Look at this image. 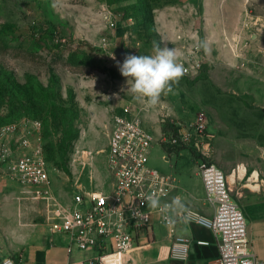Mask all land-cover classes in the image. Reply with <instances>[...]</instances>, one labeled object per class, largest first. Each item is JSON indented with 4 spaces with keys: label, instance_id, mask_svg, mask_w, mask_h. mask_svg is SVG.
<instances>
[{
    "label": "rangeland",
    "instance_id": "374dc122",
    "mask_svg": "<svg viewBox=\"0 0 264 264\" xmlns=\"http://www.w3.org/2000/svg\"><path fill=\"white\" fill-rule=\"evenodd\" d=\"M153 42L178 49L183 65L197 45L201 67L150 108L145 129L157 137L164 120L188 122L203 113L208 160L226 175L245 164L264 179V116L257 108L264 103V0H0V126L22 118L42 122L60 203L71 202L76 183L108 190L110 121L123 106L141 105L127 91L114 51L123 46L128 55H148ZM56 119L66 124L57 127ZM148 165L178 181H188V170L197 174L188 151L167 157L159 145ZM250 190L239 181L242 195H232L243 215L242 196ZM47 217L42 201L0 175V260L18 264L31 244L59 246ZM166 233L154 225L155 243L145 254L164 256Z\"/></svg>",
    "mask_w": 264,
    "mask_h": 264
},
{
    "label": "built area",
    "instance_id": "2783aa9c",
    "mask_svg": "<svg viewBox=\"0 0 264 264\" xmlns=\"http://www.w3.org/2000/svg\"><path fill=\"white\" fill-rule=\"evenodd\" d=\"M198 54L199 47L193 46L184 65V76L193 77L199 71ZM140 104L123 106L110 121L106 169L111 183L107 191H87L76 183L71 202L60 203L51 186L42 122L29 118L0 126V175L44 203L49 233L67 238L68 254H86L67 264H128L132 252L154 245V225L166 228L167 256L185 262L190 241L176 233L177 222L194 223L213 232L217 256L209 264H264L251 249L245 217L232 200V195L241 196L234 189L235 183L231 184L224 171L208 160L211 135L204 114L199 113L188 122L171 120L175 134L161 131L156 137L143 123L150 108ZM153 145L186 148L196 166L205 201L212 208L211 217L185 208H164L172 204L175 198L171 195L179 186L173 175L149 167ZM86 154L92 156V152ZM149 195L159 198L160 207H147ZM195 243L208 245L206 241ZM0 264L15 261L4 258Z\"/></svg>",
    "mask_w": 264,
    "mask_h": 264
},
{
    "label": "crops",
    "instance_id": "0c3cea01",
    "mask_svg": "<svg viewBox=\"0 0 264 264\" xmlns=\"http://www.w3.org/2000/svg\"><path fill=\"white\" fill-rule=\"evenodd\" d=\"M257 108L261 111V109L264 108V103L260 102L257 105ZM262 115L264 116L263 113ZM261 165L264 164L262 163ZM237 167L233 170L236 171ZM233 170H231V172ZM253 171L250 173L247 171V175L251 174ZM229 173L226 176H229ZM246 177L243 180L247 187ZM243 180H241L237 174L235 181L232 182L235 183V185H233L236 191L239 181ZM177 184L179 188L171 196L175 199H180L183 205L182 208L196 211L206 217L212 216V208L205 201L204 189L197 174H191L188 170V181H178L177 179ZM240 195H242V193H240ZM242 197L245 201L244 217L246 220L247 236L250 241L251 249L256 257L264 262V193L250 190L248 194L244 193ZM175 225L176 233L188 238L190 241L189 257L185 262L173 260L167 256V253H165L164 256H161V251L159 257L145 254V252L153 249V246H151L140 251L136 250L132 252L128 264H209L217 256L215 236L210 229L190 222H177ZM56 235L61 239L59 246H55L52 243V240L48 242L50 244H31L20 254L18 264H67L69 261H77L85 257L86 254L77 251L73 254H68L66 250L67 238L61 234ZM196 241H206L208 242V245L197 246L195 243ZM160 246H162L161 250L163 247L167 248L169 246V241L167 244H162ZM22 255L24 256L23 261H21Z\"/></svg>",
    "mask_w": 264,
    "mask_h": 264
},
{
    "label": "clouds",
    "instance_id": "9594fccd",
    "mask_svg": "<svg viewBox=\"0 0 264 264\" xmlns=\"http://www.w3.org/2000/svg\"><path fill=\"white\" fill-rule=\"evenodd\" d=\"M182 53L176 48L166 45L161 47L153 42L152 54L127 55L123 63L117 62L119 71L126 78L127 91L141 102L146 108L156 106L162 95L174 92V85H178L186 73L183 63L180 62ZM113 59L115 57L113 56ZM149 208L160 207L159 198L154 195L146 197ZM179 198L164 208H182Z\"/></svg>",
    "mask_w": 264,
    "mask_h": 264
},
{
    "label": "bare ground",
    "instance_id": "6f19581e",
    "mask_svg": "<svg viewBox=\"0 0 264 264\" xmlns=\"http://www.w3.org/2000/svg\"><path fill=\"white\" fill-rule=\"evenodd\" d=\"M88 160V159H87ZM233 170L229 173L228 180L231 184L235 181L237 174L239 175L240 179H244L247 175V167L245 164H239L236 171ZM246 185L249 189L255 192H261L262 187H264V179H260L258 171H253L251 174L247 175L246 177Z\"/></svg>",
    "mask_w": 264,
    "mask_h": 264
},
{
    "label": "trees",
    "instance_id": "16d2710c",
    "mask_svg": "<svg viewBox=\"0 0 264 264\" xmlns=\"http://www.w3.org/2000/svg\"><path fill=\"white\" fill-rule=\"evenodd\" d=\"M203 68V66H202ZM52 107L56 108V105L54 104ZM62 112H65L64 110H62ZM56 124H57V127H60V125H65L66 124V121L63 120L62 123L59 122L57 119H56ZM43 125V124H42ZM161 131L165 134H175V130L173 129V127L169 124V120H164L162 122V127H161ZM43 148H44V154H45V158H46V162H47V165H48V161H47V157H46V153H45V140H44V130H43ZM76 139V134H73L72 136L66 138V140L68 141H73ZM162 149L163 151L166 153L167 157L169 156H172V155H177L179 154L180 152L182 151H186V148L183 147V146H173V147H168V146H162Z\"/></svg>",
    "mask_w": 264,
    "mask_h": 264
},
{
    "label": "water",
    "instance_id": "95a60500",
    "mask_svg": "<svg viewBox=\"0 0 264 264\" xmlns=\"http://www.w3.org/2000/svg\"><path fill=\"white\" fill-rule=\"evenodd\" d=\"M128 54L126 53L125 49L123 46H120L114 51V56L118 62H123L124 58ZM262 113L264 114V108L261 109Z\"/></svg>",
    "mask_w": 264,
    "mask_h": 264
}]
</instances>
